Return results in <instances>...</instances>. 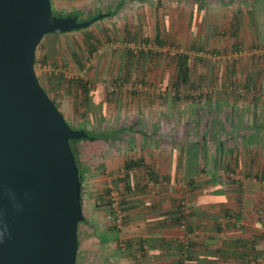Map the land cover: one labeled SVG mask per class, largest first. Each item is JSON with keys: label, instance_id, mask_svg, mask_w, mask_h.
<instances>
[{"label": "rangeland", "instance_id": "1", "mask_svg": "<svg viewBox=\"0 0 264 264\" xmlns=\"http://www.w3.org/2000/svg\"><path fill=\"white\" fill-rule=\"evenodd\" d=\"M51 2L58 15L80 12L86 20L99 13L110 14L88 29L68 33L66 36L59 34L63 37L61 39L57 37L59 39L56 41L48 37L51 35L46 36L43 39L46 41H42L38 47L39 64L35 69L40 84L49 97L56 101L58 109L75 130L85 127L89 132L94 131L103 136L99 143L85 142L82 146L77 144L76 148L81 167L89 168L88 173L84 174L83 181L86 190L85 201L100 202L101 205L98 207L106 209L107 213L91 218L90 222L110 230V232L104 230L103 234L106 240L112 241L114 237H118V233L111 230L113 225L109 223L108 217L114 213L109 209V188L113 187L121 192L120 203L124 210L123 206L137 202L134 201L137 193L144 200V192L148 195L154 192L156 195L159 186L148 187L146 173L144 180V162L130 170L125 167L127 173L123 175L120 170L117 173H105L109 168L101 174L96 172L98 166L103 164L102 158L107 157L109 151L114 148L107 141L122 140L125 144L132 142V155L139 158L140 153L137 152L144 151L142 148L144 123H149L155 118L150 112L161 114L154 122L164 124V127L160 126V132L165 134L168 142H175L179 148L187 145L186 141H195L201 145L203 142L209 144L211 138L220 140L221 131H212L211 120L217 126L218 123H225V117H228L229 123L232 124L235 121L249 123L252 115L248 113H251V110H246L245 106H253L252 108H258V104L263 106L264 81L258 83V87L250 77L248 82L246 77H243L245 71L252 76V72L257 68H253L250 62H254L255 59L251 55L253 52H244L237 46L242 42V37L239 32L235 33V29L236 27L240 30L243 27L246 31L248 29L246 33L249 34L246 36L255 42L254 27L258 30L264 27V0H51ZM88 34L93 38L92 47L86 40ZM49 38L53 47L47 59L43 61L40 54L41 46L44 48ZM261 39L263 38L259 35V41ZM182 54L190 58L191 77L188 84L178 85L177 56ZM244 54H247V59L242 57ZM259 61L260 58L257 59V63ZM244 63H247V66L252 65L246 68ZM259 72L264 74L263 70ZM74 80L82 81L91 89L88 101L83 105ZM227 109L229 115L226 116ZM144 111L146 113L149 111V114L144 115ZM237 111L243 115L237 116ZM173 124H176L175 127ZM115 125L124 128L129 125L131 128L129 131L116 134L110 131ZM247 132L249 133L247 130L242 131L243 134ZM254 134L255 137H260V141L262 140L261 145L256 142V145L242 148L243 151L240 153L238 148L236 152L228 153L219 165V174L223 172V176L226 177L224 180L234 182L233 184H236V181L230 176L238 174L244 178L245 183L242 186L246 187L248 183L246 174L235 171L240 167L242 170L246 168V172L249 171L253 175L250 179L255 180L263 191L264 185L259 175L262 172L264 174V171H261L264 170L262 144L264 130ZM248 140L249 138H246L247 142ZM210 145H207L208 150H212L209 158L212 162L220 161L219 155L218 157L214 155L213 144ZM207 148L204 147L203 151ZM232 153L239 156L233 157ZM255 160L259 162L255 163ZM149 175L152 181L159 184ZM179 182L182 187L178 185V188H183L185 180L181 179ZM126 187L130 190L128 191ZM238 189L242 190V187L239 186ZM182 204L180 202L181 206H188L185 199L182 200ZM140 205L143 206L142 203ZM100 240V237L93 235L90 248L85 253L83 247H80L78 264H99L102 255L111 253V250L101 246ZM180 264H183L182 261Z\"/></svg>", "mask_w": 264, "mask_h": 264}, {"label": "crops", "instance_id": "2", "mask_svg": "<svg viewBox=\"0 0 264 264\" xmlns=\"http://www.w3.org/2000/svg\"><path fill=\"white\" fill-rule=\"evenodd\" d=\"M254 29L255 42L246 36L249 34L246 33L248 29L247 31L244 27L243 31L237 27L235 29V33L239 32L242 37V42L237 46L244 52H250L264 42V27L261 30L255 27ZM63 35L66 36L68 33ZM259 35L263 38L260 41ZM48 37L56 41L63 36ZM50 40L51 38L47 40L44 48L41 46V59H47L51 53L50 49L53 45L49 42ZM36 55L38 56V49ZM246 56L247 54H244L242 57L247 59ZM250 62L257 70L252 72V76L245 71L246 76L243 77H246V81H250L251 78L256 84H260L264 81V74L259 70H263L260 67L264 68V62ZM247 65L244 63V67H250ZM256 75L260 77L257 78ZM257 102L254 104L257 105ZM258 106V108L245 106L246 110H251L248 114L252 115L251 121L246 124L240 121H235L234 124L229 123L230 119L225 116V123H218L219 126L211 120L212 131H221L222 138L220 140L211 138L209 144L203 142L199 145L195 141H186L185 144L188 146L182 145L179 148L175 142H168L165 134L160 132V126L164 127V124L154 122L158 119L157 116L161 117L158 112L155 114L150 112L155 118L149 123H144V143L142 142L144 151L137 152L140 153L139 158L132 155V142L126 141L125 144L122 140L109 139L107 143H111L114 148L109 151L107 157L102 158L103 164L98 166L96 172L101 174L109 168L105 173H117L119 170H124L129 160L142 161L144 162V180L145 173L147 181L148 174L153 176L159 182V187L156 189L158 194L155 195L153 192V195H148L144 192L143 200L137 193L134 199L137 202H130L123 206L124 223L120 229H115L113 226L111 230L117 231L118 237H114L112 241L106 240L103 234L105 229L101 225L90 222L91 218L99 214L106 215V209L98 207L101 203L96 201H87L88 205H86L83 195L84 223L79 233L80 247H83V252L88 251L92 243L91 238L95 235L97 238L100 237L101 246L104 249L111 250L108 255L101 256L99 264H180L186 256L188 264H248L256 259L263 260L264 221L258 217L257 210L264 201V190L261 191L256 181L250 179L253 175L249 171L246 172V168L242 170L240 167L235 170L236 173H243L248 177V183L246 187H242V190L238 189L239 186L233 184L234 182L224 180L226 177L223 176V172L219 174V165L228 153L236 152L237 148L240 153L243 151L242 148L256 145V142L261 145L262 140L260 141V137H255L254 132L260 133L264 130V104L263 106L258 104ZM227 111L228 109L225 112L226 116L229 115ZM148 114L149 111L147 113L144 111V115ZM238 115L243 113L238 112ZM230 117L233 120V116ZM150 120L151 118L148 119ZM175 125L173 124V127ZM113 127L110 131L116 134L129 131L131 128L129 125L126 128L118 125ZM243 130L249 133L243 134ZM97 135L99 139L96 142L99 143L103 140V136L100 133ZM246 138H249L248 142ZM119 141H121L120 144ZM211 143L214 155L217 157L219 155L220 161L212 162L209 158L212 150H208L207 145ZM82 145L83 143L80 146ZM204 147L207 150L203 151ZM237 153L234 155L232 153L233 157L238 155ZM202 162L205 163L202 164ZM258 162L255 160V163ZM212 163L216 165L218 163V166ZM88 170V167H84L83 174L88 173ZM262 173L259 176H262ZM181 179H184L185 183L183 188H178ZM184 199L188 206L180 205ZM141 203L143 206L140 205ZM108 231L110 232L105 230V232ZM123 241L128 243V249L125 252L119 249ZM143 244L144 256L141 257Z\"/></svg>", "mask_w": 264, "mask_h": 264}, {"label": "water", "instance_id": "3", "mask_svg": "<svg viewBox=\"0 0 264 264\" xmlns=\"http://www.w3.org/2000/svg\"><path fill=\"white\" fill-rule=\"evenodd\" d=\"M51 0H0V264H76L83 192L72 129L40 84L48 35L89 27Z\"/></svg>", "mask_w": 264, "mask_h": 264}, {"label": "trees", "instance_id": "4", "mask_svg": "<svg viewBox=\"0 0 264 264\" xmlns=\"http://www.w3.org/2000/svg\"><path fill=\"white\" fill-rule=\"evenodd\" d=\"M53 12H54V16H56V17H67L69 15H76V16H78L79 19H83V17H82L83 14L80 13V12H78V13H69V14H59V15L56 14L54 9H53ZM100 15L101 14L99 13L96 16H91V17H89L86 20L87 21L93 20V19L99 17ZM108 16H110V14H104L102 19H105ZM92 25H90L89 27H91ZM89 27L84 28V29H88ZM84 29H82V30H84ZM79 31H81V30H79ZM86 40H87L89 46L92 47L93 46V44H92L93 38H91V36H89V34L86 36ZM262 48H263V50H262ZM257 50L264 51V44H259L257 48L252 50L253 53L251 54V55H253L255 57V59H254L255 62L254 63H256L257 59H259V58L261 59V61L264 62V55L263 56H258V53L256 52ZM91 53H92V51L90 52V54ZM42 60L44 61V59H42ZM177 60H178V62H177V65H178L177 83H178V85H180V84H188L190 82V77H191L190 58L188 56L182 54V55H178L177 56ZM38 64H39V57L36 55L35 66H37ZM262 69L264 70V68H262ZM73 82L75 84H77L76 87H77V92L81 96V104L83 105V103H87L89 94L91 93L90 87H88L87 84H84L82 81H79V80H74ZM53 101L56 104V106L59 108V106L57 105L56 101L54 99H53ZM69 125L71 126L72 129H75L71 124H69ZM79 129L85 131L87 136L85 138H81V139H78V140H72L70 143H71L72 149L74 151L75 158H76V161H77V165H78V168H79L80 179H81V182H82V192H83V195H84L85 194V188H84V185H83V181H84V176L83 175L84 174H83V168L81 167V164H80L79 153H78V149L76 148V145L77 144H82V143H85V142L94 143V142H96L99 139V136L94 131L89 132V130L85 129V127H81ZM141 162L142 161H139V162H137V161L128 162L126 164V168L128 170H130V169H133L134 167H139V166H141ZM259 179L261 181H264V174L262 176H260ZM235 183H237V182H235ZM126 189L128 191L130 190L129 187H126ZM83 223H84V219L79 224V233H80V228L83 225ZM79 243H80V241H79ZM79 252H80V245H79V249H78L76 264H78Z\"/></svg>", "mask_w": 264, "mask_h": 264}, {"label": "built area", "instance_id": "5", "mask_svg": "<svg viewBox=\"0 0 264 264\" xmlns=\"http://www.w3.org/2000/svg\"><path fill=\"white\" fill-rule=\"evenodd\" d=\"M257 53H258V56H263L264 55V51H259ZM262 96H263V94H262ZM121 172H122V175H123L124 173H127V170H122ZM230 177H232V179H234L237 182L236 184L238 186L243 187L242 184L245 183V180H244V178L242 176H240L238 174H237V176L232 174ZM261 183L264 185V181H261ZM147 184H148V187H150V188H154V187L156 188L158 186V184H156L150 178H148ZM108 198H109V201H110L109 209H110V211L114 212L113 215H109V217H108L109 221L115 228H121L123 226L124 217H125V214L122 211V207H121V203H120L121 192L119 190L113 188V187H110L109 188V197ZM257 214H258V217L262 221H264V201H263L261 207L258 208ZM263 247H264V240H263ZM119 249L122 252H125L128 249L127 241H123L120 244ZM143 256H144V244L142 245V250H141V257H143ZM186 260H187V256L185 258H183L182 263L186 264V262H188ZM248 264H264V259L263 260L256 259V260L251 261Z\"/></svg>", "mask_w": 264, "mask_h": 264}]
</instances>
